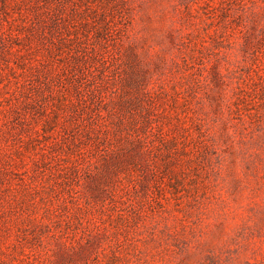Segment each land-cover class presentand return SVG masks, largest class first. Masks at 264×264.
I'll list each match as a JSON object with an SVG mask.
<instances>
[{"label": "rangeland", "instance_id": "374dc122", "mask_svg": "<svg viewBox=\"0 0 264 264\" xmlns=\"http://www.w3.org/2000/svg\"><path fill=\"white\" fill-rule=\"evenodd\" d=\"M0 264H264V0H0Z\"/></svg>", "mask_w": 264, "mask_h": 264}]
</instances>
